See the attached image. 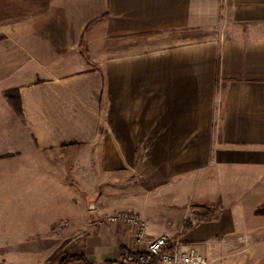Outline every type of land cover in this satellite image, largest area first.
<instances>
[{
  "label": "crops",
  "instance_id": "obj_1",
  "mask_svg": "<svg viewBox=\"0 0 264 264\" xmlns=\"http://www.w3.org/2000/svg\"><path fill=\"white\" fill-rule=\"evenodd\" d=\"M0 31V264L75 231L92 264L138 252L89 222L118 209L208 260L264 240V0H43ZM188 204L217 211L181 232Z\"/></svg>",
  "mask_w": 264,
  "mask_h": 264
},
{
  "label": "rangeland",
  "instance_id": "obj_2",
  "mask_svg": "<svg viewBox=\"0 0 264 264\" xmlns=\"http://www.w3.org/2000/svg\"><path fill=\"white\" fill-rule=\"evenodd\" d=\"M42 2L43 0H0V30L1 27L5 28V26L15 22L17 19H21L22 17L29 15L32 12L38 10ZM3 36L4 35H2L0 31V39ZM9 90L4 89L3 93L7 98L9 105L12 108L14 114L17 116L19 120H21V113L17 111V109L13 104V101H11L9 97L6 95ZM10 92L14 93V90H11ZM10 156H12V154L0 155V161L5 160ZM3 177L4 176H2V178ZM200 207L201 206L197 204H190V205L188 204V206L184 210L185 219L183 221L181 232H184L186 231V229L190 228L192 225L191 222H195L201 219L204 215H206L203 213L200 214L198 213V210L200 211L199 209ZM116 211H120V210L118 209L109 212L106 211L105 213L100 215L92 213V215L89 217V222L93 225L94 228L100 230L101 229L105 230L114 225H124L120 223L108 224L106 222L103 223L100 222L101 220H103L105 216H108L109 214L114 213ZM74 233L76 234V231ZM75 234L72 236L71 239H67L64 242H62V244L56 250V253L50 258L48 263L60 252H66L69 255L83 256L86 261L92 264V262L85 256L84 253L80 254L79 252L73 253V251H69L76 245L80 246L79 244L81 242L79 240L83 236L81 234V237H78V235ZM149 240L151 239H149V235H147V239L145 242H148ZM130 245L135 246L134 242L132 241V237L130 240ZM141 247L145 249L146 246L144 244ZM113 259L114 258H111L106 261L99 259V262H101V264H112V262L113 264H119L120 255L119 257L115 258V260ZM208 261L210 264H264V240H253L246 232H238L232 236L231 240H226L224 242L219 241L217 247L213 249L212 255L209 256ZM83 262H75L72 264H83ZM130 264H137V262H132Z\"/></svg>",
  "mask_w": 264,
  "mask_h": 264
},
{
  "label": "built area",
  "instance_id": "obj_3",
  "mask_svg": "<svg viewBox=\"0 0 264 264\" xmlns=\"http://www.w3.org/2000/svg\"><path fill=\"white\" fill-rule=\"evenodd\" d=\"M101 223L124 224L132 230V241L135 248H141L138 252L160 254L158 264H210L208 259L199 253L191 244L183 243L180 239H172L162 234L145 242L147 239V222L134 212L120 210L105 216ZM145 244V249L142 248ZM170 245L169 250L163 249ZM137 264H143L138 262Z\"/></svg>",
  "mask_w": 264,
  "mask_h": 264
},
{
  "label": "trees",
  "instance_id": "obj_4",
  "mask_svg": "<svg viewBox=\"0 0 264 264\" xmlns=\"http://www.w3.org/2000/svg\"><path fill=\"white\" fill-rule=\"evenodd\" d=\"M11 90L7 92V96L11 101H13V104L18 112L21 113V105L19 98L16 97V91L15 93H11ZM201 213L206 214L204 215L200 221H207L210 220L215 212L217 211L213 207H204L201 206L200 208ZM171 248L170 245H167L163 251L169 250ZM120 262L119 264H130L132 262H141L143 264H158L160 254H152L147 252H132L130 250L125 249V247L120 248ZM85 261V262H83ZM75 262H83V264H90V262L86 261L83 256L79 255H69L66 252H60L57 254L48 264H72ZM113 264V262H112Z\"/></svg>",
  "mask_w": 264,
  "mask_h": 264
}]
</instances>
